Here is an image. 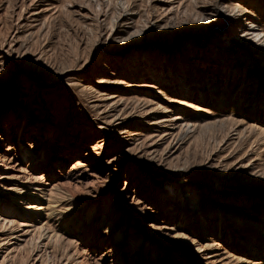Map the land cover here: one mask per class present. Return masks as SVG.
Segmentation results:
<instances>
[{
	"label": "rangeland",
	"instance_id": "374dc122",
	"mask_svg": "<svg viewBox=\"0 0 264 264\" xmlns=\"http://www.w3.org/2000/svg\"><path fill=\"white\" fill-rule=\"evenodd\" d=\"M197 1L0 0V185L42 180L73 218L31 226L0 188V264H264V141L181 125L264 130V49L236 35L264 0Z\"/></svg>",
	"mask_w": 264,
	"mask_h": 264
},
{
	"label": "bare ground",
	"instance_id": "6f19581e",
	"mask_svg": "<svg viewBox=\"0 0 264 264\" xmlns=\"http://www.w3.org/2000/svg\"><path fill=\"white\" fill-rule=\"evenodd\" d=\"M190 1L193 3V5L195 7H196V5H198V1L197 0H190ZM211 10H212L211 12H213L212 15L215 16V15H221L222 12L228 10V8L226 6H224L223 3L220 1V3H218V4L215 3V5L213 6V9H211ZM235 10L239 11L240 15L243 12L246 11L241 6H232V7L229 8V12H231V11L233 12ZM196 14H197L198 19H200V21L202 20V21H206L207 22L208 20H210V16L206 17V16H204L202 14H199L198 12ZM128 15H129L128 11L125 12V13H122V14H120L118 16L117 20L123 18L124 20L128 21V20L131 19V18H127ZM250 17H248L249 20L246 19V21H248V22H246L245 24L240 23V26H239L240 28H238L239 29L238 32L239 31L240 32L239 33L237 32L236 35L240 34V36H241V35L246 34L248 36V35L251 34V37H250L249 40H251L252 42H255L256 46H258V48H263L264 49V28L259 27L258 30H253V28L255 26H257V23H256L255 20H252ZM154 25H156V24H154ZM246 35H244V37H247ZM134 36H136V35H134ZM0 50L1 51L4 50L3 46H0ZM260 56L262 57L261 60H259V58H256V59L252 60V63H253L254 71H260L261 73H263V78H264V67L262 66V64H264V52H262L260 54ZM242 61H243V58H242ZM247 71H249V66H248ZM261 86H264V82L261 84ZM182 95H184V94H182ZM255 97H256V95L253 96L252 98H249L248 102H251L253 100L255 101ZM177 100H179V99H177ZM178 103H179V105H181V104L184 105V107H186V109H188V108L191 109L192 108V109H196L197 111H203L202 110L203 108H201V106H199L198 104L194 103L193 101H187V100L183 99V100H179ZM250 107L251 106H248V108H250ZM183 119H184V122L181 123V125L184 128V130H188L190 128H193L194 130H196V129L202 130V129H208V128L210 129L212 127L213 130L222 131V133H224L226 135L230 134L229 132L234 131L235 134L238 135L237 139H240V137L241 138L246 137L245 135H247V134H248L247 135L248 139H250L252 136L254 137V134L259 135L261 138L260 137L259 138H255V140L252 141L253 144L257 143V145H261L263 143V141H264V130H262L260 128H259V130H257L256 126L245 127V126H243L241 124L240 121L233 119V117L230 118L229 120H216L215 122H213V125L210 124V123L201 124L202 126H200V124L198 126L196 124L190 125L188 119H186L185 117H183ZM240 127H242V128H240ZM185 134H186V132H185ZM251 139H253V138H251ZM260 140H263V141L261 142ZM242 141H243V139H242ZM242 143L244 144L245 142H242ZM246 143H248V142H246ZM4 177H0V180H2L1 178H4ZM6 178H8V177L6 176ZM35 181H39V182L33 183V184L31 183V185L26 187V189H24V187H22L19 184L18 185H14V186H12V187H10L8 189H6L4 187V185H0V188L4 190V191H2V193H9V192L11 193L10 197H8L11 200V202H12L10 204L11 207H13V205H14V207L18 208L19 207L18 203L23 204L22 205L23 206L22 207L23 212H24V214H26V213L28 214L27 219L25 218L24 221H25V223H28L31 226H35L34 222L37 220L35 218L36 217H38V218L42 217L44 215L43 212H46L47 217L50 220H54V222H57V223L61 222V224H63V225L66 222L67 223H70L69 221L72 222L73 218H69V214H65V210L69 211L68 209H70L72 207V205H70V202H71L70 201V197L67 196V195H64L63 193H54L53 190H55V188H52V190H49L50 194H47L48 193L47 192L48 189L45 187V185H47V184L42 183V180H36L35 179ZM35 181H33V182H35ZM17 194H20V195H17ZM72 210L74 211V213H76V208H72ZM31 216H34V217L31 218ZM72 223H70L71 226H72ZM52 225H54V224H52ZM56 227H57V225H56ZM63 229L65 231L71 233L70 226L66 225V226L63 227ZM33 232H34L35 235L36 234L39 235L40 239L47 240V242H50V243L52 241L53 242H56V241L60 242L62 240V238H63V234L61 235V234L58 233V228L56 230L55 228H53V227L51 228L50 226H45V225H41L40 227L38 226V228H36V230L33 231ZM175 237L178 238V239H181V240H184V238H187L186 235H184L182 233L175 234ZM121 239H122V236H120L118 238L119 241L117 243H119V242H121L123 240V239L122 240Z\"/></svg>",
	"mask_w": 264,
	"mask_h": 264
}]
</instances>
